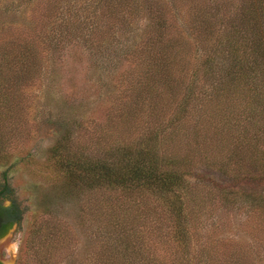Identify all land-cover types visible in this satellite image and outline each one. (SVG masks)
<instances>
[{
	"label": "trees",
	"instance_id": "1",
	"mask_svg": "<svg viewBox=\"0 0 264 264\" xmlns=\"http://www.w3.org/2000/svg\"><path fill=\"white\" fill-rule=\"evenodd\" d=\"M48 1L72 9L58 28L46 27L47 44V37L58 40L65 29L77 39H95L103 34L102 22L111 33L117 26L129 30L140 7L151 14L139 39L121 49L133 62L125 71L131 77L116 80L103 126L79 117L46 149V166L62 180L65 195L79 196L80 212L89 207L85 194L94 192L89 264H251L250 244L231 242L221 257L209 239L192 244L186 208L202 198L244 207L246 231L264 246V0H172L173 6L197 5L201 13L195 22L182 17L179 26L192 31L199 52L194 63L186 46L170 40L178 27L158 10L163 0ZM32 42L26 33H14L0 43V165L14 156L10 138L25 131L18 128V102L25 99L22 83L36 70ZM178 90L173 108H157ZM139 117L146 123L136 122ZM208 165L222 177L208 179L201 169ZM108 191L110 198L100 199ZM2 214L20 217L14 207Z\"/></svg>",
	"mask_w": 264,
	"mask_h": 264
},
{
	"label": "rangeland",
	"instance_id": "2",
	"mask_svg": "<svg viewBox=\"0 0 264 264\" xmlns=\"http://www.w3.org/2000/svg\"><path fill=\"white\" fill-rule=\"evenodd\" d=\"M195 7L197 5L173 6L172 0H163L158 8L166 10L178 27L170 34V40L186 46L185 53L193 63L199 52L192 42V31H184L179 26L184 24L182 17L187 22H195L201 16ZM80 8L81 5H76V9ZM71 9L59 1L0 0V43L14 33H26L36 47L37 59L35 72L22 83L25 99L18 102L22 109L18 128L25 131L22 136L14 133L10 138L11 152L16 156L6 165H0V192L4 186L8 188L0 194V215L13 207L20 213L18 220L0 232V264H89L94 251L93 213L90 215L88 211L90 204L91 209L94 208V192L85 194L84 200L89 207L84 209L86 213L80 212L79 196L65 195L62 180L46 166V149L65 128L74 127L79 117H92L103 126L107 97L116 92V80L131 77L126 76L125 71L131 72L133 62L122 50L139 39L136 36L147 29L151 14L140 7L129 30L117 26L114 33L108 32L106 23L102 22L103 34L96 36L99 40L86 36L77 39L65 29L58 40L47 37L51 40L47 44L42 34L46 27L54 23L58 28L64 18L67 20ZM75 13L71 17L77 19L80 11L75 10ZM194 24L199 26L202 22ZM21 26H25L24 30L18 31ZM42 42L47 44L46 49ZM174 93L173 97L167 95L160 99L157 108H173L182 91ZM119 104L122 103L118 100L116 105ZM135 121L146 123L142 117ZM27 153L32 156L27 157ZM17 156L21 160L24 158V162L17 161ZM201 169L208 179L222 177L209 165L201 166ZM111 193L101 194L100 199ZM217 200L205 202L202 198L187 205L192 244L198 247L209 239L220 257L231 242L242 247L250 244L251 264H264L261 258L264 246L254 239L256 234L245 229L247 209H228L220 199ZM4 242L5 248L2 247Z\"/></svg>",
	"mask_w": 264,
	"mask_h": 264
},
{
	"label": "flooded vegetation",
	"instance_id": "3",
	"mask_svg": "<svg viewBox=\"0 0 264 264\" xmlns=\"http://www.w3.org/2000/svg\"><path fill=\"white\" fill-rule=\"evenodd\" d=\"M1 217H0V225L2 224V223H5V222H7V223H11V221H12V218H8L7 216H4V215H0ZM3 216V217H2ZM3 231V230H2ZM1 230H0V232H2Z\"/></svg>",
	"mask_w": 264,
	"mask_h": 264
},
{
	"label": "bare ground",
	"instance_id": "4",
	"mask_svg": "<svg viewBox=\"0 0 264 264\" xmlns=\"http://www.w3.org/2000/svg\"><path fill=\"white\" fill-rule=\"evenodd\" d=\"M2 247H4V248L6 247V243L5 242L3 243V246Z\"/></svg>",
	"mask_w": 264,
	"mask_h": 264
}]
</instances>
